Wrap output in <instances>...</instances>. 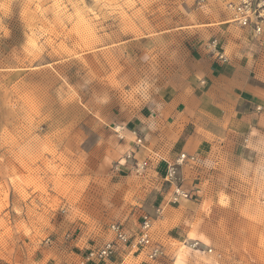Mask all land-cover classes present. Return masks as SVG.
I'll list each match as a JSON object with an SVG mask.
<instances>
[{
    "label": "rangeland",
    "instance_id": "374dc122",
    "mask_svg": "<svg viewBox=\"0 0 264 264\" xmlns=\"http://www.w3.org/2000/svg\"><path fill=\"white\" fill-rule=\"evenodd\" d=\"M244 1L0 0V264H46L51 242L99 247L114 222L138 233L144 216L157 255L129 238L93 264H176L183 245L186 264H264V106L248 101L245 131L232 129L198 74L230 64L236 98L264 97V33L233 20ZM182 85L193 101L162 159L141 144L147 105ZM192 194V212L162 213Z\"/></svg>",
    "mask_w": 264,
    "mask_h": 264
},
{
    "label": "crops",
    "instance_id": "0c3cea01",
    "mask_svg": "<svg viewBox=\"0 0 264 264\" xmlns=\"http://www.w3.org/2000/svg\"><path fill=\"white\" fill-rule=\"evenodd\" d=\"M223 65L228 68L224 69L222 67H218L217 69H214L212 66H210L209 68H200V73L198 74H200L206 80L207 83V86L203 87L205 88V94L203 96H200V98L206 102H213V104L217 105L218 110L220 107L224 108L225 114L223 115L224 117L222 119L224 121H230V128L232 127V129H234L235 125V129L240 128L242 131H245V129L243 128L244 124L242 121L250 115V111L245 113H242L241 111H246V107L249 104L248 101H250V103H254V105L261 103L264 106V97L261 96L260 91L258 90L259 87H257V95L253 93H245L243 96L241 95L239 98H236L232 93L233 90H242L245 84L239 77L240 72L238 68L231 69L229 68L230 64ZM209 91L214 92V94L209 95ZM190 94L191 93L186 91L185 87L182 85L177 86L174 95H172V93H170L169 91H166L164 93L162 92L160 94H154L148 102L147 109L148 112L150 111L151 113L152 129H154V133L148 135V140L146 141L147 144L145 145L142 143V145L145 146L148 150L153 151L155 154L159 155L162 159H165L164 155L170 153V147H172L173 144H177L179 140H181L184 130L180 127V124H182L183 122L182 118L183 115L186 113L185 110L188 107V104L186 102L193 101V99L190 98ZM238 109L241 110V113L237 116L236 112ZM234 110L236 111L234 113V116H232V112ZM235 118H237L236 121H239L236 124ZM147 153L148 152H146L145 155L143 154L144 159L148 160L150 164L155 165L152 170H159L162 167L160 161L161 159L159 158L160 160H158L157 157L153 156L151 153ZM119 166L123 169L135 168L138 170V168L134 165L128 167L126 164H124V166L122 164H119ZM178 200L180 201L179 203L183 202L182 204H184L185 206L181 204L177 207H171V204H168L165 209H162V213L166 211L170 213L171 217L178 218L177 213L182 212L181 206L188 208L187 210L192 212L190 208V203L196 201L197 199L196 196H193L192 194V196H190V198H188L186 202L185 199H183L182 197ZM186 213L187 211L185 210L183 212V216L176 221V228L173 229L174 231L172 230L174 235L176 234L181 238H186V235L189 232V230H187L184 226L189 225L188 220H190L189 216L191 215L190 213ZM122 228L130 239H136L140 234V231L136 233L132 227L128 228L123 224ZM110 231L111 234L113 233L114 238L108 240V242H114L116 245L115 254H117V256L121 255L123 242L118 239L117 233L112 228ZM190 234L189 238L192 239L190 237ZM193 239H196V236H194ZM153 245L154 244L152 243V246H149L150 251L153 250ZM96 248H98V245L93 246L91 248L87 246L86 250H84V248H81V250H72L65 244H60V242H51L50 246L45 250V254L48 258L46 264H77L78 259V263H80V259L83 260L89 250ZM93 263L94 262H89L88 264Z\"/></svg>",
    "mask_w": 264,
    "mask_h": 264
},
{
    "label": "built area",
    "instance_id": "2783aa9c",
    "mask_svg": "<svg viewBox=\"0 0 264 264\" xmlns=\"http://www.w3.org/2000/svg\"><path fill=\"white\" fill-rule=\"evenodd\" d=\"M237 21L244 25H252L254 31L257 34L264 33V0H245L243 3L239 4L236 7V16ZM185 156V155H183ZM146 165H148L147 161H144L142 166H137L138 170L143 169ZM181 193L178 187L175 188L172 199ZM186 197H188L187 192H182ZM171 199V200H172ZM145 222L143 227L141 228V232L136 238L138 240V244H144L145 247L151 246L152 242L150 239V231L153 227V224L150 223L147 216H144ZM111 228L117 233V237L121 242H126L129 240L128 236L124 232L122 228V224L118 222H114L111 225ZM116 245L114 242H107L102 246H99L96 249L89 250L85 256V260L83 264H88L89 262L94 261H103L115 253ZM159 252V248H153L151 251V255H157Z\"/></svg>",
    "mask_w": 264,
    "mask_h": 264
},
{
    "label": "bare ground",
    "instance_id": "6f19581e",
    "mask_svg": "<svg viewBox=\"0 0 264 264\" xmlns=\"http://www.w3.org/2000/svg\"><path fill=\"white\" fill-rule=\"evenodd\" d=\"M234 22L237 21V18L233 17ZM114 129L116 131H119V127L118 126H114ZM142 144V143H141ZM192 232L190 234V237L193 239L194 236H196L195 230L191 229ZM199 243H196V245H198ZM190 247H188V245H183L176 253V257H175V263L176 264H186L188 256H189V251H190ZM206 260H210L209 258H207Z\"/></svg>",
    "mask_w": 264,
    "mask_h": 264
}]
</instances>
